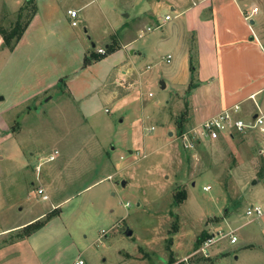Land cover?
Masks as SVG:
<instances>
[{"label":"rangeland","instance_id":"rangeland-1","mask_svg":"<svg viewBox=\"0 0 264 264\" xmlns=\"http://www.w3.org/2000/svg\"><path fill=\"white\" fill-rule=\"evenodd\" d=\"M2 1L0 25L7 27L17 13ZM7 1L15 5L26 0ZM35 1L39 15L27 33V45L14 58L16 78L10 85L0 80V98H6L5 106L15 107L4 117L6 133L13 138L0 142V232L44 211L41 221L47 223L31 246L22 230L0 234V264H75L78 258L85 264H169L171 256L183 264H254L250 252L241 253L239 261L235 256L242 236L257 225L247 209H264V194L255 196L258 184L264 188V140L255 132L234 140L198 139L193 131L199 125L192 121L187 95L194 79L178 100L169 83L162 89L161 83H167L164 70L173 61L169 64L166 57L175 54L171 48L177 43L168 25L158 28L175 15L171 0ZM69 8L79 9L77 27L66 18ZM128 35L136 39L131 49L141 52L136 60L147 79L146 114L139 105L112 114L113 104L100 99L104 88L95 80L106 81L113 66L128 62L130 54L122 51L119 57L107 55L96 68L99 73L91 74L97 100L87 111L97 112L84 116L66 81L79 72L85 49L106 54L107 44L117 48ZM160 39L168 41L166 46L158 48ZM59 73L56 88L31 97L40 89L39 78L50 82ZM134 79H122L109 90H116L118 97L139 95ZM206 98L202 92L196 101L203 104ZM246 107L258 111L252 101L242 106L241 118L251 120L250 114L244 116ZM136 116L142 121H133ZM184 120L191 148L178 135L179 121ZM55 151L57 158L47 162ZM39 189L48 200L38 195ZM182 191L187 200L177 205L175 197ZM127 229L132 237L125 236ZM236 229V244L224 239L210 248L209 258L194 255L204 231L217 235Z\"/></svg>","mask_w":264,"mask_h":264},{"label":"crops","instance_id":"crops-1","mask_svg":"<svg viewBox=\"0 0 264 264\" xmlns=\"http://www.w3.org/2000/svg\"><path fill=\"white\" fill-rule=\"evenodd\" d=\"M3 1L5 3L1 4L3 6L6 4V6L12 10L11 13H18L28 0L17 3L15 4L16 6L9 3L7 0ZM170 5H172L171 11H174L175 15L169 20L164 19L162 24L158 27L164 28L168 25L169 33L177 38L175 48H171L172 51H175V54L168 55L171 57L170 62L173 60L172 64L164 70L163 74L164 78L167 80L165 89H167L169 83L171 89L176 93V99L178 100L179 97L188 91L194 79L195 83L191 85L193 89L190 94L192 121H195L200 127L205 121L218 115L222 110L234 105H240L241 109L238 116L241 118L243 113L242 106L249 101H252L255 109L261 112L264 102V0H171ZM254 8H258V13L254 14L252 18L247 21L246 17L251 15ZM69 10L78 11L79 18V9L69 8L66 14L67 20L71 22L70 16L68 15ZM38 13L39 9L14 50L10 51L4 46V39L0 32V80H3L2 83L5 85H10L16 78V65L13 64L14 58L21 47L27 45V33L37 20ZM78 21L80 22V20ZM66 24L68 23L66 22ZM139 38L143 37L139 36ZM135 42L136 39L129 35L127 37V42H119L112 56L119 57L117 54L122 51H128V54H130V57L127 58L128 62L121 64L117 69L116 66H113V74L110 78H107L106 81L103 79V81L98 83V81L95 80L98 86L104 88L100 99H104L109 104H113L112 114L114 112L117 114L118 112L122 115L126 113L127 110H130V107L135 106L136 109L138 105L142 114H146V102L143 101V92L147 79L142 78V74L137 67L136 59L141 55V52L131 49V45ZM167 43V40L160 39L158 48L166 46ZM110 44L111 43L107 44L106 48ZM93 47H95V45H93ZM85 51L83 64L80 66L79 72H76L73 77H69L65 85L68 91L74 96L75 100L80 103L82 112L86 114L84 116L91 117L94 116L97 111H91L90 108L89 111L87 110L89 104L97 100V98L93 99V89H96V86L90 76L93 72H98L96 68L98 65L102 64L103 61L95 62L88 67H84L86 55L94 50L85 49ZM43 78L42 80L40 78L37 80L38 88L40 89L35 91L31 97L34 98L40 95V93H46L52 88H56L62 76L61 73H59V75L57 74L50 82L48 80L43 82ZM133 78H137V80H134L135 84L139 85L140 89L138 88V94L140 96L135 95L137 93L133 92L127 96L118 97V92L116 90H109L110 86L114 85L116 82H120L122 79L133 80ZM196 82L197 85L194 87ZM128 85L131 86L133 84ZM2 88L0 86V95L4 93ZM202 92H204L207 97L205 103H197V95ZM150 94L152 93H149L148 96L152 97ZM260 96H263L262 99ZM258 99L262 100L261 104L258 103ZM3 102L6 103V98L4 96L0 98L1 143L12 137V134L6 133V121H8V119L4 117H8L10 112L15 109L13 104L5 106ZM250 109L251 107H246V109H244V116L250 114L252 119L257 113L252 112ZM105 112L107 111L105 110ZM121 121H126V118L121 119ZM133 121H142V119L136 116ZM236 136L237 135H222L215 141L234 140ZM256 188L255 196L258 197L257 199H260V193L264 194V188L261 184H258ZM63 203L64 202L57 203V208H60ZM46 213L47 212L44 211L26 222L19 223L11 228L3 230L0 234L4 235L9 232L19 231L27 225L41 220L45 217ZM233 222H235L234 219L232 221L227 220V225H232ZM251 222L250 220L249 223ZM256 222L257 225L255 230L253 232H246L244 236H242L243 241L239 247L240 253L235 256V260L239 261L241 258L240 254L247 251L250 252L248 254L249 260L254 262V264H264V214L258 217ZM217 230H220V228ZM237 230L238 229L232 231H235L236 234ZM41 231L42 230L38 231L26 240L29 246L32 245L35 236ZM237 242H239V239ZM218 254H222V251Z\"/></svg>","mask_w":264,"mask_h":264},{"label":"built area","instance_id":"built-area-1","mask_svg":"<svg viewBox=\"0 0 264 264\" xmlns=\"http://www.w3.org/2000/svg\"><path fill=\"white\" fill-rule=\"evenodd\" d=\"M258 13V8H254L251 15L246 17V20L249 21L254 14ZM68 15L71 19V25L73 27H77L79 25L78 21V11L76 10H69ZM170 18L167 17L165 20H169ZM148 32H150L152 29L148 28ZM144 33L142 32L140 37H143ZM98 53L104 54V50L98 49ZM171 57L168 56L166 58V61L170 63ZM152 96V94H150ZM240 105H234L230 108L222 110L218 115L212 117L211 119L205 121L203 124L198 127V130L193 131V134H199L198 139L201 137V139L207 138L211 141L218 140L222 135H229V136H246L250 132L258 133L262 139L264 140V115L259 111L257 114L253 116L251 120H244L243 118H240L238 114L240 113ZM108 111V110H106ZM184 141V146L186 148H191L193 145L191 143V135L188 133H184L182 136H180ZM197 139V140H198ZM59 154L58 151H55L53 154L49 156L47 159V162H53L57 155ZM204 191H209L210 187H204ZM38 195L42 197L43 200H48L49 197L45 195L43 189L38 190ZM126 207H129V204L125 205ZM247 216L249 217H261L264 214V209L261 206H250L246 211ZM230 239L231 244H236L238 241V238L235 234V231H230L227 234H223L221 232H218L217 235H212L210 238H208L204 243L200 246V248L194 253V255L200 254L203 258H209L210 257V248L215 245L217 242L222 241L224 239ZM75 264H85L83 259L78 258Z\"/></svg>","mask_w":264,"mask_h":264},{"label":"trees","instance_id":"trees-1","mask_svg":"<svg viewBox=\"0 0 264 264\" xmlns=\"http://www.w3.org/2000/svg\"><path fill=\"white\" fill-rule=\"evenodd\" d=\"M37 5L35 0H28L25 2L24 6L21 7V9L18 11L16 15L15 22L9 24L7 27L0 25V32L2 34V37L4 39V46L8 47L10 50H14L17 46L18 42L23 37L28 25L30 24L31 20L37 13ZM116 48L110 44L106 49V54L102 55L100 53H96L95 51H92L90 54L86 55L84 60V67H87L95 62H99L103 60L107 55L112 54ZM193 87V86H192ZM191 90L188 92V96H190ZM187 106L188 103H186ZM187 121V120H186ZM185 120L179 121V127H178V135L182 136L185 132ZM187 200V193L185 191L180 192L175 197V201L177 205H181ZM46 221H35L26 227H24L22 230V236L23 238H29L33 234L40 231L46 224ZM177 230V229H176ZM211 237V234H209L207 231H204L202 235L198 238L197 243L199 246H201L204 241H206L208 238ZM199 248L196 247V251ZM171 255L172 252H171ZM169 264H183V263H177L175 259L171 256Z\"/></svg>","mask_w":264,"mask_h":264},{"label":"water","instance_id":"water-1","mask_svg":"<svg viewBox=\"0 0 264 264\" xmlns=\"http://www.w3.org/2000/svg\"><path fill=\"white\" fill-rule=\"evenodd\" d=\"M161 87H162V89H165L166 84H165L164 82H162V83H161ZM170 134H172V133H170ZM123 184L125 185V183H123ZM253 184H255V183H253ZM132 235H133V232H132L130 229H127V230L125 231V236H127V237H132Z\"/></svg>","mask_w":264,"mask_h":264}]
</instances>
